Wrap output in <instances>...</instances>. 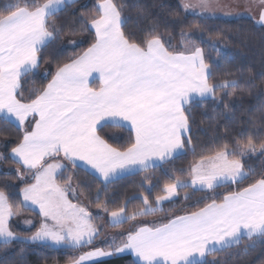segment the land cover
I'll return each mask as SVG.
<instances>
[{
	"label": "snow or ice",
	"instance_id": "1",
	"mask_svg": "<svg viewBox=\"0 0 264 264\" xmlns=\"http://www.w3.org/2000/svg\"><path fill=\"white\" fill-rule=\"evenodd\" d=\"M243 6L264 41V0H247ZM130 7L144 23L138 32L126 29ZM155 8L166 11L156 17ZM219 9L216 0L159 5L96 0L92 7L81 0H0V114L17 127L13 139L0 142V162L11 159L19 181L0 187L5 255L18 254L23 261L27 250L13 245H42L64 250V264H107L125 254L136 258L132 264H223L207 257L245 237V251L264 241V159L258 169L249 163L264 158V105L260 127L226 129L200 151L193 145L196 105L211 101L213 110L222 105L232 113L248 91L242 83L259 87L264 97V72L259 86L250 70L237 68L217 77L200 42L181 28V43L173 44L169 31L185 23L187 15L204 19ZM78 33L83 39H73ZM85 43L86 48L59 59L68 48ZM57 44L62 45L59 53L49 58V48ZM45 64L46 84L25 94L22 81L29 74L40 76ZM237 74L239 79L224 78ZM107 127L125 129L127 141L121 143L124 136ZM188 152L194 159L187 168L170 167ZM157 167L163 170V194L150 201L140 193L143 209L131 214L124 200L109 208L112 201L101 204L98 196L91 199L90 190L86 196L75 171L93 174L103 186L100 193L127 174L144 173L143 187ZM189 189L207 194L193 204L163 207L165 202L175 206L181 191L184 200L191 199ZM25 211L35 215L27 217ZM159 212L165 214L157 220L137 219ZM101 213L113 226L135 223L109 233ZM21 224L23 231L16 230ZM53 264H59L55 257Z\"/></svg>",
	"mask_w": 264,
	"mask_h": 264
},
{
	"label": "trees",
	"instance_id": "2",
	"mask_svg": "<svg viewBox=\"0 0 264 264\" xmlns=\"http://www.w3.org/2000/svg\"><path fill=\"white\" fill-rule=\"evenodd\" d=\"M82 3L88 4L89 7L96 2V0H81ZM130 5L136 4H164L167 0H127ZM156 17L160 16L166 9L155 8L152 9ZM61 15V13H57ZM128 19L126 20V29L131 31H139L143 26V21L138 17L135 7H131L129 13H127ZM181 20H184V14L181 16ZM187 25H192L187 27ZM183 28L185 31H193L190 33L191 39H196L201 43V46L205 48V55L208 58L210 65L216 70L217 77H220L223 73V68L236 72L237 68L244 71H251L254 83L259 86L261 82V72H264V41L260 39L259 27L253 28L251 21L247 19L238 20H222V19H198L191 15H187L185 23L173 26V30L180 31ZM199 29V30H198ZM73 39L81 40L83 36L77 34ZM175 40V39H174ZM173 40V44H175ZM223 43L236 50L238 53L243 54V58L236 60L229 55L231 51H227V55L219 54L217 57L221 61H229V63L220 65L219 62L214 60L213 53L210 44L207 41ZM178 45V44H176ZM88 45L82 44L81 48H68L65 52L59 55L60 60H65L68 55H72L75 52L80 51L82 48H86ZM62 45L57 44L49 48V58L59 53ZM236 52V53H237ZM225 57L228 59L225 60ZM48 68V65H42L40 68V76H33L29 74L22 81V86L25 89V94L33 88H39L46 84V80L42 78V74ZM55 65H53V71ZM225 78V77H224ZM233 79H239V75L231 76ZM247 79V77L245 78ZM215 82V81H213ZM242 88H247L248 91L243 95L239 102L233 106L232 113H225L223 106H216L211 101L206 102L203 106L197 104L194 108V134L193 145L197 147V151H200L202 147L210 146L213 139L221 135L226 129L232 132L239 131L241 128H247L249 131L253 128L260 127L259 114L261 106L264 105V97L260 96L261 89L259 87L253 89L248 84L242 83ZM239 92V89H235ZM222 92H218L217 96H220ZM252 118L254 122L248 124L247 121ZM106 131L109 133L121 134L124 136V140L121 143L126 142L128 133L125 129L120 127H107ZM17 133V127L11 122H4V118L0 117V142L6 139H13ZM3 151V149H1ZM193 156L191 152L183 154L176 158L175 162L170 165L173 169L187 168L188 165L193 162ZM264 158H253L249 163L256 169L259 168L261 160ZM3 166L10 171L0 173V187L8 183L10 185L18 184L16 180L15 168L17 165L11 160L2 162ZM78 172V183L81 185V191L85 192L87 196L88 191H91V199L99 197L101 204L105 201H112L108 203L109 208H115L121 200L127 202V211L131 214L134 211H140L143 209V204L137 196L140 193L147 195L151 201L156 195L163 194L161 189L164 187V183L160 180L163 170L159 167L150 171L148 175H151L153 179L151 183L145 182L143 187H140V182L144 173L133 174L116 180L109 188L100 193H97L98 188H103L94 175L84 171L83 168L75 170ZM179 175V173H177ZM247 185V181L245 185ZM218 191L225 192L227 189L220 188ZM187 194L191 197L189 200H184V192L181 191L180 199L174 206L170 202L163 205L165 209L183 206V204H193L196 200L205 196L206 192L187 190ZM75 202V201H74ZM94 213L98 209L93 207ZM24 214L35 215L31 211H25ZM164 212H159L156 215L139 216L138 220H157L163 216ZM102 213V222L105 221V217L108 216ZM134 221H129L121 225H109L107 223V231L109 233L122 232L131 225ZM249 243L247 238H244L242 243L233 246L224 252H218L213 256L207 257L209 261L219 260L223 264H264V241H257L255 247H250L245 251V246ZM13 248L17 250L19 248H25L27 250V256L23 261H20L18 254L5 255V251L0 249V264H53V258L59 260V264H64L65 251L54 250L43 246L32 245H13ZM70 255V253H68ZM44 258H47L46 260ZM134 259L131 256L114 257L107 260V264H132Z\"/></svg>",
	"mask_w": 264,
	"mask_h": 264
},
{
	"label": "rangeland",
	"instance_id": "3",
	"mask_svg": "<svg viewBox=\"0 0 264 264\" xmlns=\"http://www.w3.org/2000/svg\"><path fill=\"white\" fill-rule=\"evenodd\" d=\"M246 2H247V0H216V3L218 5H220V9L216 12V14L214 16L206 17L204 19H222V20H228L229 21V20H238V19L244 18V19L251 21V24H252V18H250V16L247 14V9L243 6L246 4ZM130 10H131V7L129 8L128 13L130 12ZM237 13H241L242 15H237ZM195 18L201 19L199 17H195ZM257 27H259V26H257ZM169 31L172 32L173 36H175V40H174L175 42L174 43L179 45L181 43V38L179 35L180 31H178L176 29L173 30V27H171L169 29ZM187 32H193V31L188 30ZM213 44L215 45L214 47L212 46V44H210L211 50L214 51L213 58H214V60L219 62V64L222 66H224L223 64H225V63H229V61L228 60L227 61H221L219 59V57H217V56L219 54L227 55L228 53L226 52V50L231 51L232 53H229L228 56L235 58L236 60H240L243 58L242 53L241 54L238 53L236 50L231 49V47H229L226 44H223V43L219 44V42H213ZM222 71L224 73V72L229 71V70L226 68H223ZM225 78L233 79L231 77H225ZM222 95H223V93L220 94V96H222ZM0 151H1V149H0ZM0 171L8 172L10 170L5 168L2 164V162H0ZM165 203H167V202H165ZM24 215L27 217L33 216L31 214H24ZM100 215H102V213ZM17 219L19 220L21 218H17ZM104 222H106V224L108 223L109 225H113L110 216H106ZM23 229H24V225L21 224L20 227L17 228L16 230L23 231ZM32 246H42V245H32Z\"/></svg>",
	"mask_w": 264,
	"mask_h": 264
},
{
	"label": "crops",
	"instance_id": "4",
	"mask_svg": "<svg viewBox=\"0 0 264 264\" xmlns=\"http://www.w3.org/2000/svg\"><path fill=\"white\" fill-rule=\"evenodd\" d=\"M92 83H93V85L94 86H96L97 84H98V74H94V77H93V80H92ZM0 117L1 118H4L3 116H2V114H0ZM11 123H13L14 125H15V122H11ZM0 173H3V171H0ZM90 173V172H89ZM93 175V174H92ZM129 175H133V174H127V175H124L123 177H126V176H129ZM123 177H121V178H123ZM120 179V178H119ZM118 180V179H117ZM245 238H247V237H245ZM234 246H236V245H234ZM122 256H131L134 260L136 259L133 255H131V254H125V255H122ZM117 257H121V256H117ZM114 258V257H113ZM110 259H112V258H110ZM109 260V259H108Z\"/></svg>",
	"mask_w": 264,
	"mask_h": 264
}]
</instances>
